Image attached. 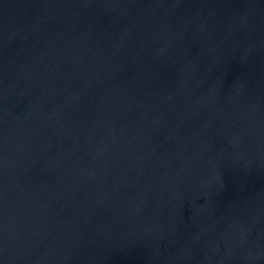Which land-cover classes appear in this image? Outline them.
Instances as JSON below:
<instances>
[{
    "label": "water",
    "instance_id": "water-1",
    "mask_svg": "<svg viewBox=\"0 0 264 264\" xmlns=\"http://www.w3.org/2000/svg\"><path fill=\"white\" fill-rule=\"evenodd\" d=\"M0 264H264V0H0Z\"/></svg>",
    "mask_w": 264,
    "mask_h": 264
}]
</instances>
